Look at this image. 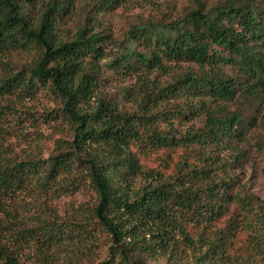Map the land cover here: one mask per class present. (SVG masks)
<instances>
[{
	"label": "trees",
	"instance_id": "1",
	"mask_svg": "<svg viewBox=\"0 0 264 264\" xmlns=\"http://www.w3.org/2000/svg\"><path fill=\"white\" fill-rule=\"evenodd\" d=\"M76 1L0 0V264H229L237 230L252 232L264 251V205L230 170L242 151L230 161L224 154L251 127L224 104L264 100V0H212L209 9L199 3L175 20L134 26L110 61L106 47L115 43L100 15L124 0ZM169 62L196 70L161 85L152 74ZM105 68L136 78L125 90L138 112L101 95ZM43 89L58 98L72 138L46 158L7 154L14 100ZM187 110L204 124L179 141L156 126ZM135 146L183 154L166 176L145 169ZM84 191L92 201L67 214L53 204ZM102 236L108 251L99 260Z\"/></svg>",
	"mask_w": 264,
	"mask_h": 264
},
{
	"label": "rangeland",
	"instance_id": "2",
	"mask_svg": "<svg viewBox=\"0 0 264 264\" xmlns=\"http://www.w3.org/2000/svg\"><path fill=\"white\" fill-rule=\"evenodd\" d=\"M89 2L90 0H77L76 5L83 7ZM199 3L204 4V8L212 7V0H124L117 5L118 7L103 12L100 15V22L111 34L115 43L113 46L106 47V52L110 56L109 61L116 53V44L119 46L127 44L129 32L134 26L164 22L170 19L175 20L193 8L199 7ZM65 26L68 30H72L75 23L69 22ZM16 58L18 59L19 55H16ZM190 68L196 70L194 65L188 63L169 62L167 69H156L152 78H155L161 85H167L175 77ZM228 72L233 73L232 70H228ZM102 77V84L99 89V92H102L101 95L107 96L128 112L132 113L138 110L137 101L132 94L128 95L125 90L133 87L136 83L135 77L119 75L109 68H105ZM14 102L18 116L12 120V125L15 127L14 135L4 143L7 154L21 159L29 155L46 158L55 149L58 140L72 138V132L68 129L66 119L62 115H57L61 107L60 102L49 89L41 90L32 100H14ZM171 102L173 99L169 104H173ZM169 104L164 103L160 107V111L169 109ZM216 105L218 104H213V106ZM224 108L240 112L244 121L251 124L247 140L239 145L234 144L233 146L237 149L229 148L225 150L224 154L230 161L234 153L242 151L237 160L231 161L235 162V165H231V174L239 179L241 192L247 190V193H253L264 205V100L261 96L239 99L225 103ZM172 122L173 125L171 126L167 119H160L156 126L162 131L170 130L174 140L178 139L179 141L180 136L188 130H192L194 127H202L204 118L203 116L194 117L193 113L187 110L185 116L173 118ZM179 145L181 144L179 143ZM176 148L171 153H168L167 150L138 149L136 146L133 150L138 154L145 169L154 168L166 176H170L173 174L179 157L183 154L182 148L178 146ZM170 155L172 157H169ZM92 197L90 192L84 191L75 196L63 197L53 204L63 215L67 214L73 206L92 201ZM228 224V220L225 219L218 224V228L225 230ZM235 234L229 250L233 256V261L229 264H264V251L259 249L263 241L252 237V232L246 233L237 230ZM100 246L97 259L104 260L108 251L105 236L100 238ZM150 264L167 263L152 261Z\"/></svg>",
	"mask_w": 264,
	"mask_h": 264
}]
</instances>
